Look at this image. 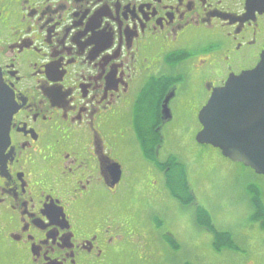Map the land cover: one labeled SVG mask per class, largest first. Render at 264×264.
Here are the masks:
<instances>
[{
  "label": "flooded vegetation",
  "instance_id": "1",
  "mask_svg": "<svg viewBox=\"0 0 264 264\" xmlns=\"http://www.w3.org/2000/svg\"><path fill=\"white\" fill-rule=\"evenodd\" d=\"M263 54L264 0H0L13 106L0 264H115L169 245L173 231L133 224L122 205L164 193L199 109Z\"/></svg>",
  "mask_w": 264,
  "mask_h": 264
},
{
  "label": "rangeland",
  "instance_id": "2",
  "mask_svg": "<svg viewBox=\"0 0 264 264\" xmlns=\"http://www.w3.org/2000/svg\"><path fill=\"white\" fill-rule=\"evenodd\" d=\"M198 128L195 123L190 131L195 133ZM174 144L178 148L177 142ZM195 144L187 149L180 146L181 153L177 155L194 192V205L208 212L214 230L226 232L232 240L231 246L237 250L214 252L210 234L194 223V206H172L173 202L164 189L163 198L142 192L145 198L141 201L126 199L122 215L133 224L140 221L142 227H146L143 219L149 215L165 219V223L159 221L162 230L167 233V228L173 227L171 242L177 245V250L170 251V245L166 246L167 251L160 249L156 254L146 249H127L116 258L115 264H264V231L261 223L254 222L249 216V190L252 187L259 189L264 206V176L224 158L215 148ZM178 186L176 184L175 188ZM175 191L181 199L189 198L181 189Z\"/></svg>",
  "mask_w": 264,
  "mask_h": 264
},
{
  "label": "water",
  "instance_id": "3",
  "mask_svg": "<svg viewBox=\"0 0 264 264\" xmlns=\"http://www.w3.org/2000/svg\"><path fill=\"white\" fill-rule=\"evenodd\" d=\"M12 112L11 96L0 77V157L8 142ZM198 121V144L216 148L223 157L264 176V54L253 70L230 77L212 93Z\"/></svg>",
  "mask_w": 264,
  "mask_h": 264
},
{
  "label": "trees",
  "instance_id": "4",
  "mask_svg": "<svg viewBox=\"0 0 264 264\" xmlns=\"http://www.w3.org/2000/svg\"><path fill=\"white\" fill-rule=\"evenodd\" d=\"M153 136V143L151 145V149L149 150L147 159L151 160L153 164L156 163L155 157H154V147L157 142V137L155 134H152ZM169 171L165 172L164 179H166V188L174 199L179 200L182 205H188L191 204L193 201H191V197L186 199H181L179 195L176 193V189H181L184 193L188 194V189L185 182V176L184 173H181V170L176 166L175 161L170 160L168 161ZM161 169V167H159ZM162 170V169H161ZM176 184H179L178 187L175 188ZM252 190H249L250 194V206L252 209L250 218L254 222H262L261 229L264 231V207L261 201V193L259 189L252 187ZM260 220V221H259ZM195 225L199 228H202L206 231H208L212 235V250L215 252H220L224 249H234V246H231L230 244V237L226 233H220L213 229V226L211 227V218L208 214V212L205 209H202L201 207H198V211L195 214ZM172 241V240H171ZM174 242V241H173ZM172 243V242H171ZM175 243V242H174ZM169 248L173 251H176L177 245H172V248L169 246ZM176 248V249H175ZM167 247H163V252L167 251ZM188 264V263H186Z\"/></svg>",
  "mask_w": 264,
  "mask_h": 264
}]
</instances>
